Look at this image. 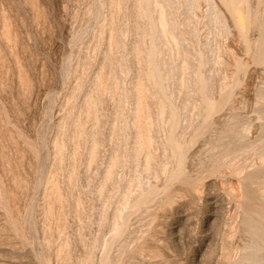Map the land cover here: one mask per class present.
<instances>
[{
	"label": "rangeland",
	"instance_id": "obj_1",
	"mask_svg": "<svg viewBox=\"0 0 264 264\" xmlns=\"http://www.w3.org/2000/svg\"><path fill=\"white\" fill-rule=\"evenodd\" d=\"M0 264H264V0H0Z\"/></svg>",
	"mask_w": 264,
	"mask_h": 264
},
{
	"label": "bare ground",
	"instance_id": "obj_2",
	"mask_svg": "<svg viewBox=\"0 0 264 264\" xmlns=\"http://www.w3.org/2000/svg\"><path fill=\"white\" fill-rule=\"evenodd\" d=\"M258 249H259V244L255 243V245L251 248V251L255 253V252H257Z\"/></svg>",
	"mask_w": 264,
	"mask_h": 264
}]
</instances>
